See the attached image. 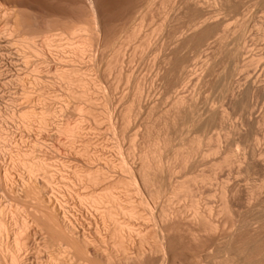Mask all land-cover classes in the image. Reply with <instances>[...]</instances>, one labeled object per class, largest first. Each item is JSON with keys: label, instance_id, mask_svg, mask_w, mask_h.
<instances>
[{"label": "rangeland", "instance_id": "rangeland-1", "mask_svg": "<svg viewBox=\"0 0 264 264\" xmlns=\"http://www.w3.org/2000/svg\"><path fill=\"white\" fill-rule=\"evenodd\" d=\"M16 1L17 15L21 17L15 15L9 26L0 24L1 30H10L12 26V53H17L22 40L32 41L38 47L46 40L39 48L51 44L45 50V55L48 52L53 57L46 56L51 64L45 66L49 68L54 64L50 59L70 55L71 44L85 46V53L79 57L90 60L74 57L72 62L76 66L82 64L81 67L91 62L97 65L98 79L102 82L97 93L112 97L111 108L117 110V122L123 123L128 110H133L128 126L117 129L116 137L105 119L96 130L92 120L83 114L84 104L80 103L76 119L83 125L88 123L91 137L101 135L113 148L122 143L124 152L131 154L130 163L137 166L141 161L140 150H153L156 138L165 135L160 159L173 165L171 181L200 175L176 198L168 200V195H162L156 210L185 206V215L193 218L191 205L197 203L199 216L210 221L215 229L210 232L200 224L177 225L171 231L170 244L176 251L173 249L171 260L175 252L178 260L174 255V261L181 259L183 264L192 260L198 264H264V0ZM202 7L206 12L200 16ZM201 28L209 31L203 42L197 35L192 36ZM15 33L22 37L17 39ZM26 52L32 58L30 64L38 61L36 55ZM9 54L0 52V80L4 83L9 80L5 74L12 56ZM183 61L187 76L175 84L177 66ZM49 75L47 79L51 78V82L54 79L57 85L54 88L59 100H54L53 107L58 112L64 103L61 101L66 100L63 96L66 86L59 87V79L52 73ZM7 87H0V108L9 107L6 98L17 89L13 83ZM141 88L142 106H138L136 98ZM177 95L184 98V103L178 118L173 119L172 106ZM96 101V107L104 109V103ZM213 108L217 115L208 119L207 110ZM31 131L37 136L36 128ZM191 149L193 153L186 166L177 159L171 160L173 151ZM162 176L152 190L156 187L158 191L166 190L169 180L164 173ZM72 206L78 216V205ZM243 247L248 251L250 263L234 254V250Z\"/></svg>", "mask_w": 264, "mask_h": 264}, {"label": "bare ground", "instance_id": "bare-ground-1", "mask_svg": "<svg viewBox=\"0 0 264 264\" xmlns=\"http://www.w3.org/2000/svg\"><path fill=\"white\" fill-rule=\"evenodd\" d=\"M11 1L0 0V24L7 25L11 19L15 20L18 8L14 3L18 1ZM199 12L202 16L206 9L202 7ZM95 24L98 25L96 20ZM10 30L0 29V52L12 54L5 73L9 80L6 83L0 80V87L12 83L17 85L16 91L14 88L15 92L6 98L9 107L0 108V264H183L181 259L180 262L174 261L177 255L170 244L171 231L177 225L191 227L200 224L211 232L215 226L199 216L197 203L191 205L193 218L185 215V206L156 209L162 195H168V200L176 198L190 188V183H195L200 175H194L189 180L184 178L171 181L173 165L164 164V160H161L165 135L160 134L156 138L152 151L140 150L141 161L137 166L130 163L131 154L124 152L122 143L116 142V146L112 143L116 147L113 148L110 142H106L108 137L106 141L101 135L91 137L86 127L88 123L83 125L82 121L79 123L76 119L80 103L84 104L83 114L92 120L96 130L100 121L105 119L109 130L116 135L117 129H122L123 125L128 126L133 110L123 115V123L117 122V110L111 108L112 97L97 93L102 87L97 65L91 62L81 67L82 64L76 66L71 60L74 57L86 60L79 57L85 53V46L81 48L78 47L81 45L71 44L67 58H58L56 53V60L50 59L54 64L49 68L46 65V68L45 64L51 62L45 50L51 44L46 43L45 47L39 48L46 40L43 42L41 39L38 47L32 41L21 39V47L14 54L10 51L11 41H14L10 39V35H13ZM208 33L207 28H201L192 36L197 35L199 41L203 42ZM19 36L16 38L20 39ZM27 40H30V36ZM22 47L36 55L38 61L30 64L31 57ZM177 70L175 84H180L187 76L184 61L179 63ZM49 73L59 79L60 85L66 86V92L63 93L66 100L61 101L64 103L60 105V110L57 108L58 112L53 107L54 100H57V89L54 86L57 85L54 79L52 82L49 81L51 78L47 79ZM142 93L143 88L136 98L138 106L141 105ZM96 100L104 103V109L98 107L104 113L100 112L102 109L97 110ZM183 103L182 96L174 97L173 119L178 118ZM55 105L58 106L57 103ZM207 111L208 119L217 115L214 108ZM57 113L60 116L57 117ZM33 127L37 129V136L31 131ZM192 153V149L176 150L171 155L173 158L170 157L186 166ZM163 173L164 178L169 180L166 190L160 192L159 188L155 190L157 187L152 190ZM226 191L224 187L223 194ZM74 204L79 207L78 216L74 214ZM173 249V258L175 255L176 259L172 258V263ZM246 252L244 247L234 250L239 259L243 258L244 262L250 263ZM186 264L198 263L192 260Z\"/></svg>", "mask_w": 264, "mask_h": 264}]
</instances>
